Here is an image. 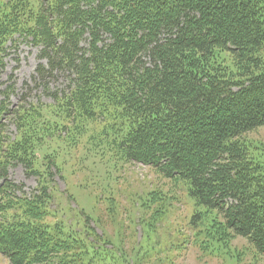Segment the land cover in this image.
Returning <instances> with one entry per match:
<instances>
[{"label": "trees", "instance_id": "1", "mask_svg": "<svg viewBox=\"0 0 264 264\" xmlns=\"http://www.w3.org/2000/svg\"><path fill=\"white\" fill-rule=\"evenodd\" d=\"M16 36L40 47L46 65L32 80H45L51 101L10 109L12 87L1 91L0 255L9 264H137L101 209L73 207L55 180L83 171L96 205L112 211L118 201L100 194L110 186L99 180L109 168L97 165L116 173L128 162L171 188L130 200L137 213L166 200L162 213L183 196L200 242L229 247L240 236L264 256V161L247 137L264 126V0H0V71ZM55 74L67 81L61 91L47 85ZM17 164L37 179L29 192L7 176Z\"/></svg>", "mask_w": 264, "mask_h": 264}, {"label": "rangeland", "instance_id": "2", "mask_svg": "<svg viewBox=\"0 0 264 264\" xmlns=\"http://www.w3.org/2000/svg\"><path fill=\"white\" fill-rule=\"evenodd\" d=\"M15 39L16 41L9 45L4 60L5 67L0 71V98H3L1 91L11 86L13 90L9 100L10 109L16 106L21 99L27 102H35L39 98L43 102L51 101L43 90L45 80L39 82L37 86L32 80L37 66L46 65L45 60L40 56V47L34 45L30 38L16 36ZM46 81L49 90L54 92L61 91L67 86V81L61 74H55L53 78ZM4 124L6 125L4 134L13 136V125L8 120H5ZM247 137L255 142L252 149L254 156L264 161V126L247 134ZM82 154L83 149L79 147L71 152V155L79 158ZM72 161L75 165L78 164L77 159ZM123 165L122 167L120 163L117 164V167L121 169L116 172L117 174L107 164L97 165L98 169L109 168V171L105 169L103 174H99V180L101 179V187H111L106 189L108 191L101 190L100 194L112 195L118 201V205L112 211L107 208V203L96 205L94 192L86 187L92 181L84 182L86 174L83 171L72 177L65 174V179L56 175L55 180L62 191L65 187L68 188L70 191L68 197L73 207H76L78 203L87 212L94 214H96L94 210L99 208L102 210H99L97 215L102 214V221L107 227L110 222H113L115 229L110 233V237L119 245H124L129 253V259L137 261V264H264V256L257 254L243 237L232 238L227 242L229 247L200 242L199 238H195L191 226L187 227L192 210L183 196L179 202L170 201L171 204L162 209V213L159 209L167 205L166 200L159 201L158 204L153 203L144 212L137 213L130 200H138L153 190L167 194L171 188L166 179L158 176L150 167L137 162H128ZM107 173L108 175L105 176ZM115 174L118 181L113 183L112 179ZM7 176L16 184H24L27 192L36 186V177L27 175L20 164L10 166ZM156 210H158L156 220H152V215ZM120 225L124 226V239L117 231ZM195 244H203L201 248H206V250H201ZM225 244L223 243L224 246ZM0 264H9L2 255H0ZM130 264L133 263L130 262Z\"/></svg>", "mask_w": 264, "mask_h": 264}]
</instances>
